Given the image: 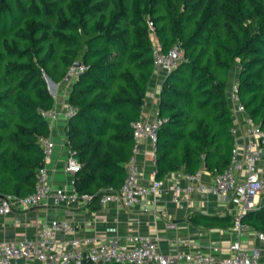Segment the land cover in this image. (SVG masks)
I'll list each match as a JSON object with an SVG mask.
<instances>
[{
	"label": "trees",
	"instance_id": "1",
	"mask_svg": "<svg viewBox=\"0 0 264 264\" xmlns=\"http://www.w3.org/2000/svg\"><path fill=\"white\" fill-rule=\"evenodd\" d=\"M174 46L185 60L161 85L156 177L203 165L217 175L236 147V67L240 101L264 131V0H0V196L34 193L41 138L51 133L42 111L55 106L49 79L61 83L76 61L87 69L69 93L77 110L67 144L82 166L75 188L91 204L119 189L158 69L155 51ZM240 222L264 235V205Z\"/></svg>",
	"mask_w": 264,
	"mask_h": 264
},
{
	"label": "crops",
	"instance_id": "2",
	"mask_svg": "<svg viewBox=\"0 0 264 264\" xmlns=\"http://www.w3.org/2000/svg\"><path fill=\"white\" fill-rule=\"evenodd\" d=\"M167 71L158 68L154 74L147 102L144 108V116L153 118L159 114L160 90ZM239 69L234 68L230 74L229 88L238 83ZM71 81L64 80L56 83L55 91L51 92L55 97L54 109L59 112V118L51 124L50 137L54 142V151L50 162L47 164L49 181L54 187L71 190L75 174L67 171V161L71 150L67 144V118L64 111L69 103ZM230 99V98H229ZM232 108L233 104L229 101ZM236 140L239 147L246 141L249 130L254 123L246 111H233ZM151 141L144 138L139 143V152L136 162L140 172V183L149 186L153 181L162 182L163 191L150 195L147 198L150 210L144 211L140 206L132 209L123 207L120 203L96 204L80 202L78 204L34 206L29 207L20 202L18 198H11L13 211L8 215L0 216V241H20L35 239L40 231L41 222L58 219L65 224L74 227V231L68 234L63 232L55 236L56 250H65L73 239L81 242L86 250L99 239L120 238L133 234L152 236L157 239L159 247L164 254H175L179 251L211 252L229 254L230 246L235 241H240L243 247H258L261 250L264 261V235L248 226L237 228L236 221L241 217L242 207L235 200L222 201L211 192H194L189 201L177 204L173 200L172 189L179 184L182 189L188 185L184 177L185 170L169 173L162 179H157L156 159L153 154ZM259 166L264 170V146L263 155ZM204 184H211L216 174L205 165L198 171ZM184 199V192L182 191ZM2 198V197H0ZM264 205V192L257 198V207ZM229 220H224V219ZM169 223H175L176 228H169ZM20 264H42L37 260H21Z\"/></svg>",
	"mask_w": 264,
	"mask_h": 264
},
{
	"label": "built area",
	"instance_id": "3",
	"mask_svg": "<svg viewBox=\"0 0 264 264\" xmlns=\"http://www.w3.org/2000/svg\"><path fill=\"white\" fill-rule=\"evenodd\" d=\"M185 60L184 51L179 46H174L168 52L160 48L155 51V66L163 68L167 72L174 69L181 61ZM87 66L81 63L70 67L66 80L73 81ZM55 83V82H54ZM56 84V83H55ZM50 87V86H49ZM230 100L235 110L245 111L238 94V84L232 86ZM77 108L68 104L64 116L68 119L76 112ZM43 115L53 124L59 118L57 110H43ZM165 122L159 114L153 118L141 117L133 126L135 130L136 145L134 154L127 164V176L122 186L114 191L105 193L99 198L101 204L120 203L127 209L140 206L144 211H149L150 206L147 198L163 191L162 182L154 180L149 186L140 183V172L136 162L139 152V143L148 138L151 141L153 154L156 159L158 131ZM237 135V129H233ZM44 152V166L38 170L37 183L34 193L18 198L26 206H49L73 205L82 201L89 202L93 199L90 194H81L75 188L66 190L54 187L48 176L47 164L50 162L54 151V142L50 136L41 138ZM264 131L253 125L249 130L246 141L239 147L236 140L233 157L230 165L214 177L211 184L201 181L200 172L194 174L185 173L184 177L189 182L182 189L179 184L173 186V200L177 204L189 201L191 195L199 191L211 192L222 201L235 200L240 203L242 212L253 210L257 206V198L264 192V170L259 166L263 155ZM79 160L70 155L67 161V171L75 174L81 169ZM184 192V199L182 198ZM13 211V202L9 198H0V216L8 215ZM237 228L242 229L240 218L236 221ZM169 228H176L175 223H169ZM74 231V227L63 221L54 219L41 222L40 231L35 239L20 241H0V264H20L21 260H37L42 264H84L85 261L109 264H264L261 250L258 247L245 248L240 241H235L230 246V253L223 255L218 253L196 251H179L175 254H164L156 238L148 235L133 234L126 237L125 241L120 238L99 239L89 250L82 247L81 242L73 239L65 250H56L55 236L63 232L65 234Z\"/></svg>",
	"mask_w": 264,
	"mask_h": 264
},
{
	"label": "water",
	"instance_id": "4",
	"mask_svg": "<svg viewBox=\"0 0 264 264\" xmlns=\"http://www.w3.org/2000/svg\"><path fill=\"white\" fill-rule=\"evenodd\" d=\"M81 63H82L81 61H76V62H75V66H80ZM49 81H51L52 83H54L51 79H49ZM0 197L5 198L4 196H0ZM258 236H261V234L258 233Z\"/></svg>",
	"mask_w": 264,
	"mask_h": 264
},
{
	"label": "rangeland",
	"instance_id": "5",
	"mask_svg": "<svg viewBox=\"0 0 264 264\" xmlns=\"http://www.w3.org/2000/svg\"><path fill=\"white\" fill-rule=\"evenodd\" d=\"M49 86H50V88H51L52 90L55 91L57 85H56L55 83H52L51 81H49Z\"/></svg>",
	"mask_w": 264,
	"mask_h": 264
}]
</instances>
